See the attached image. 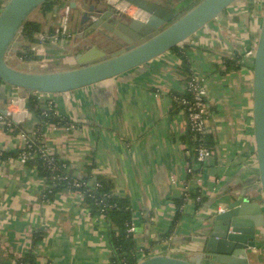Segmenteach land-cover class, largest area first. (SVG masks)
Returning <instances> with one entry per match:
<instances>
[{
  "label": "crops",
  "instance_id": "obj_1",
  "mask_svg": "<svg viewBox=\"0 0 264 264\" xmlns=\"http://www.w3.org/2000/svg\"><path fill=\"white\" fill-rule=\"evenodd\" d=\"M88 1L60 0L47 14L32 12L29 20L40 22L41 30L32 41L17 39L20 46L9 63L23 71L54 72L76 66V56L90 46L106 55L123 47L103 28L87 32L89 25H80L82 11L95 5ZM156 1L178 15L199 0ZM245 1L233 2L182 43L188 46L192 72L204 87L212 140L213 152L197 177L186 171L194 163L182 140L186 118L175 109L172 95L180 93L182 85L177 74L180 60L171 50L119 77L69 92L23 93L0 82V114L9 110L8 119L22 130L9 132L0 121V150L23 148L22 136L32 133L37 118L27 108L30 96L41 105H52L71 124L48 125L45 146L79 175L86 173L91 157L92 173L110 179L113 192L129 198L139 260L151 253L200 251L211 219L229 204L254 201L262 207L252 129V64L245 55L256 43L262 10ZM99 8L103 7L94 9ZM108 10L119 21L129 18ZM62 27L70 37L55 33ZM25 46L30 52L22 59L18 54L27 51ZM45 186L44 178L17 157L0 159V262L12 264L30 252L36 264H111L105 217L84 207L77 191L46 199ZM181 194L187 195L183 216L171 228L173 200ZM255 215L246 208L244 221ZM261 229L256 247L248 252L249 264H264Z\"/></svg>",
  "mask_w": 264,
  "mask_h": 264
},
{
  "label": "water",
  "instance_id": "obj_2",
  "mask_svg": "<svg viewBox=\"0 0 264 264\" xmlns=\"http://www.w3.org/2000/svg\"><path fill=\"white\" fill-rule=\"evenodd\" d=\"M45 1L5 0L0 8V82L20 88L23 93H63L119 77L182 44L236 0H199L178 15L174 8L156 0H123L138 10L135 15H128L125 22L107 8L94 9L90 5L82 11L80 25L88 24L87 32L103 28L121 40L123 47L106 55L90 46L76 56V66L65 70L17 69L9 63V57L20 46L17 39L23 25ZM101 34L107 38V34ZM252 129L262 207L254 201L233 202L211 219L213 225L201 238L204 246L200 251L179 255L151 253L137 264H249L247 255L256 247L257 229L264 227V0L252 67ZM248 207L256 213L252 221H244Z\"/></svg>",
  "mask_w": 264,
  "mask_h": 264
},
{
  "label": "trees",
  "instance_id": "obj_3",
  "mask_svg": "<svg viewBox=\"0 0 264 264\" xmlns=\"http://www.w3.org/2000/svg\"><path fill=\"white\" fill-rule=\"evenodd\" d=\"M60 4V0H47L36 10L43 14L51 12L56 5ZM2 2L0 1V8ZM57 29V28H56ZM56 34H61V30L56 31ZM41 23L33 20H27L21 30L22 39L25 41H32L36 33L40 32ZM24 52H19L20 58H26L30 52L25 46ZM175 53L180 64L177 69L179 83L184 89L178 93H172L173 96L179 98L175 109L180 108L186 118V131L182 136L183 142L186 144L189 152L188 160L195 162V153L198 146L203 145L212 150V140L207 133H199L190 125L188 121V113L193 108V94L189 91L188 86L192 81L193 72L191 64L187 55L188 46L180 44L171 49ZM27 108L33 112L37 118V123L31 134L25 133L30 148L23 147L17 151H1L0 159L8 157H17L23 153H28V160L25 165L33 168L39 177L44 178L45 188L42 195L52 200L55 195L62 191H77L82 197V205L89 209L91 213L101 214L105 217L107 224L108 243H109V260L111 264H137V251L133 233L128 232V228L132 223V210L128 197H120L113 192V183L105 176L93 174L94 168L93 159L90 157V165L85 167L86 173L79 175L75 169L70 167L69 163L60 158L58 155L47 150L43 135L50 124L58 126H69L70 120L66 117H61L55 113L52 105H41L36 98L30 96L28 98ZM207 108V104H206ZM12 133H18L21 130L19 124L12 122ZM41 150H47L46 155L41 154ZM198 163V162H197ZM201 165V164H200ZM200 168H195L192 175H195ZM198 193L195 192L194 195ZM193 195V194H192ZM193 195V196H194ZM187 195L181 194L180 197L175 198L173 203L176 207L173 216L171 228L175 226L177 221L183 216V204L186 202ZM198 205H200L198 203ZM36 239L38 236L36 235ZM15 264H36L34 256L28 252L21 258L15 259ZM0 264H9L7 262H0Z\"/></svg>",
  "mask_w": 264,
  "mask_h": 264
},
{
  "label": "built area",
  "instance_id": "obj_4",
  "mask_svg": "<svg viewBox=\"0 0 264 264\" xmlns=\"http://www.w3.org/2000/svg\"><path fill=\"white\" fill-rule=\"evenodd\" d=\"M0 1L3 3L5 0H0ZM246 1L245 3L253 4L255 5V7L262 10L263 0H246ZM111 5H113L116 10L120 11L122 14H125V15L132 16V15H135L136 13V12H133L132 14H130V12L128 11V8L129 6H132V5L127 4L123 0H114L111 2ZM59 29L61 30V33L64 36L70 37V34L66 32L65 27L57 28L56 31H58ZM255 46H256V43L252 48H250L248 51L245 52V55L249 56V58L251 59L252 67H253ZM203 88L204 87L201 81L193 74L192 81L189 83V86H188L189 91H191V93L193 94V104H192L193 108H191V111H189L188 113V121L190 125L193 127V129H195L199 133L208 132V111L206 108L205 93H204ZM183 89L184 87H182V90ZM15 101L16 99H12L11 104L15 103ZM174 101L176 102L179 101V98L175 97ZM9 114H10L9 110H7V115L0 114V121L4 124V128L7 131L11 132L12 131L11 124L13 121L8 119ZM22 137L24 138L23 147L30 148L31 145L29 144V141L27 140L26 136L23 135ZM46 149L48 150V148ZM47 150H41V154L46 155V152H48ZM212 152H213L212 150L206 148L203 145L198 146V148L196 149V153H195L196 163H194V166L193 165L187 166L186 168L187 174H192L195 168H200V164H202V162L207 157H209L212 154ZM18 160L20 163L25 164V162L28 160V153L23 152L19 156ZM197 176H198V173L194 175V177H197ZM127 231L131 233L134 232V225L132 223L130 224ZM263 232H264V227H262L261 229V233ZM21 257L22 256H19L18 258H21ZM15 263L16 261L14 260L12 264H15ZM23 264H27V263H23Z\"/></svg>",
  "mask_w": 264,
  "mask_h": 264
},
{
  "label": "rangeland",
  "instance_id": "obj_5",
  "mask_svg": "<svg viewBox=\"0 0 264 264\" xmlns=\"http://www.w3.org/2000/svg\"><path fill=\"white\" fill-rule=\"evenodd\" d=\"M93 1H95V0H90V1H88V4H95ZM105 2H99L96 6H101V7H105ZM110 7V6H109ZM131 8V9H130ZM129 9H128V11H132V10H134V11H136V9H135V7H133V6H131ZM110 9H114V7H110ZM36 12H40L39 10H37Z\"/></svg>",
  "mask_w": 264,
  "mask_h": 264
},
{
  "label": "flooded vegetation",
  "instance_id": "obj_6",
  "mask_svg": "<svg viewBox=\"0 0 264 264\" xmlns=\"http://www.w3.org/2000/svg\"><path fill=\"white\" fill-rule=\"evenodd\" d=\"M105 2V3H107V2H109L110 4L109 5H106L105 4V7L104 8H107V10H108V8H110V7H114L113 5H111V2L110 1H107V0H95V1H93L94 3H95V5H97L99 2ZM95 5H94V8H95ZM110 6V7H109ZM114 10H116L115 8H114Z\"/></svg>",
  "mask_w": 264,
  "mask_h": 264
}]
</instances>
